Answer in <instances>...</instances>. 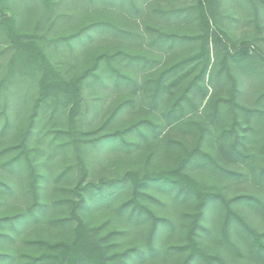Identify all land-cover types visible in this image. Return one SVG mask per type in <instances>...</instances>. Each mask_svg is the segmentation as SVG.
Masks as SVG:
<instances>
[{"label": "rangeland", "instance_id": "rangeland-1", "mask_svg": "<svg viewBox=\"0 0 264 264\" xmlns=\"http://www.w3.org/2000/svg\"><path fill=\"white\" fill-rule=\"evenodd\" d=\"M52 1L53 8L48 12L39 0H0V180L6 185L0 188V217L26 211L33 200L27 160L22 155L21 161L16 160L11 165L9 162L20 150L4 149L20 144L23 139L48 68L46 62L53 65L64 81L76 82L95 58L117 49L142 50L157 58L151 70L137 74L135 85L115 84L104 76L103 82L85 80L76 87V92L70 90L67 95L79 104L75 121L81 136L74 138H96L145 118H152L161 126L157 128V136L146 129L143 135H132L130 147L115 143L89 148L86 152L87 170H81L74 143L68 147L58 146L71 140L70 136L47 134L48 130L68 127L67 113L61 111L53 118L43 113L27 140V147L30 157L36 161V170L47 177L46 189L41 196L48 207L46 212L28 222L0 225V253L13 257L12 262L0 258V264L23 263L29 255L41 252L43 249L33 243L39 238L52 242L73 239L75 221L56 220L70 215V209L77 201L73 188L82 176L97 183L127 173L145 175L172 168L187 149L195 146L210 151L229 169L257 171L264 166V112L257 118L251 112L239 110L237 132L223 133L235 117L227 102L232 79H236V101L246 108L259 107L258 97L264 92V64H255L251 73L227 64L228 53L236 50L247 51L255 61H261L259 54L264 55V16L254 6L257 0H210L202 15L193 8L198 0H137L138 10L94 5L83 0ZM173 6H191L193 11L186 16L170 17L160 11ZM107 18L140 34L129 40L105 30L93 31L91 36L70 45H57L50 40L93 20ZM153 28L198 38L173 47L151 46ZM32 40L38 42V49L44 53L22 51L18 41ZM203 40L208 44L210 60L199 80L200 87L190 93L191 101L184 103L180 113L181 120L187 122H171L166 111L182 88L199 73L203 57L168 77L170 88L163 92L157 104L149 98L152 81L161 68L198 53ZM181 73L185 76L178 84L172 85ZM235 140L237 148L247 155L245 158L230 151ZM65 170L67 173L61 175ZM187 171L203 186L220 191L226 197L264 195L263 187L251 176V180L240 181L225 178L204 167L189 166ZM153 194L156 198L150 200L149 205L157 215L167 217L170 224L153 239L152 248L148 243L149 222H130L116 213L118 203L129 197L127 191L112 204L84 210L87 225L96 230L98 239L110 230L122 231L111 243L112 252H123L132 247L143 250L141 256L126 259L122 264H179L184 257V253H169L166 249L184 243L195 198L175 199L171 194L159 191H153ZM235 208L252 226L264 231V215L243 203ZM222 216L221 204L209 212L205 223L212 231L201 239L202 246L229 262L256 264L250 259L243 235L231 232L237 250L228 249L220 242Z\"/></svg>", "mask_w": 264, "mask_h": 264}, {"label": "trees", "instance_id": "trees-1", "mask_svg": "<svg viewBox=\"0 0 264 264\" xmlns=\"http://www.w3.org/2000/svg\"><path fill=\"white\" fill-rule=\"evenodd\" d=\"M37 1V0H32ZM49 12L52 10L54 1L39 0ZM86 3L102 6H117L128 7L138 10L140 7L137 0H83ZM61 2V1H60ZM210 0H198L193 8H196L200 15L204 14L205 7L208 6ZM258 7L264 16V0H257L254 4ZM191 6L183 7L176 6L167 9H160L164 16H186L193 11ZM111 30L125 39H131L140 33L131 29H126L115 23L111 19H97L85 24L81 27L73 29L67 33L58 35L50 40L57 45L72 44L79 42L84 37L91 36L93 31ZM153 36L150 44L157 47L168 46L173 47L178 43L186 42V40L198 38L189 35H183L176 32H169L161 28H153L151 31ZM208 43V42H207ZM23 52H34L39 50V44L36 40L20 42ZM41 53H44L42 50ZM44 56V54H43ZM203 57V65L199 73L184 86L179 95L170 104L166 111V117L171 122L186 124L187 120H181L180 113L182 112L184 103L191 101L190 93L197 87H200L199 80L205 73L208 62L210 60L208 54V44L206 41L201 42L198 53L179 59L172 64L161 68L160 72L152 81V91L149 98L153 103L157 104L163 92L170 88L167 83L168 77L178 74L191 62ZM228 66L231 64L243 70L244 73H251L255 69V64L261 62L264 64V55L259 54L255 61L247 51L236 50L228 53ZM157 62V58L150 56L142 50L117 49L108 54L99 55L93 63L87 67L78 77L76 82L64 81L60 74L53 68L51 63L46 62L48 68L45 70V75L42 80L39 96L35 100L32 113L29 118V123L23 134V139L18 145H10L4 151L11 149L20 150L15 158L11 159L9 164L14 161H21L22 155L27 160L30 166V189L33 195L32 203L24 212L17 213L13 216L0 217V225H14L23 222H28L31 219L40 216L47 210V203L43 202L42 194L46 189L47 177L36 170V161L34 157H30L27 147V140L33 132V128L43 113L49 118H53L57 113H67L66 120L68 127H60L58 129L48 130V135L58 136L64 134L69 135L71 140H65L59 147H68L74 143L75 154L79 158L81 170H87V155L86 152L93 146L111 144H123L131 146L133 142L130 140L132 135H143L145 129L153 131L156 136L157 128L161 126L152 118H145L131 123L120 130L102 134L96 138H81V130L76 126L75 116L78 110V102L72 99V96L67 95L70 90L77 91L82 82L85 80H94L103 82L104 76L111 78L115 84L135 85L137 82V74L141 71L151 70ZM264 67V66H263ZM181 73L171 83L178 84L184 77ZM236 79H232L231 94L227 102L233 110L235 117L232 124L223 133L237 132L240 121L236 117L239 110L243 112H251L257 118H260L264 112V92L259 95V107L253 109L246 108L236 101ZM249 138V135L246 136ZM236 141L230 146V151L236 156L245 158V155L237 148ZM51 143V142H50ZM23 158V160H24ZM204 167L210 169L219 175L232 179L247 181L253 179L258 185L263 187L264 192V166L258 168L257 171H237L226 168L221 164L216 156L210 151L201 146H195L187 149L184 155L178 160L172 168L159 169L145 175H137L136 173H127L125 176L107 179L101 182H94L82 176L74 186L77 201L70 209V215L60 217L56 222L74 220L73 239L69 242H52L43 238L33 241L43 250L37 254L29 255L28 258L19 264H122L126 259L141 256L143 250L139 247H132L123 252H112L110 250L112 241L122 232L118 229H113L103 235L101 238L95 236V229H89L84 217L85 209L91 206H103L114 203L119 196L126 191L129 194L125 200H122L116 206V213L130 222H149L148 243L152 248L153 239L157 236L161 229L166 228L170 224L167 217L159 216L154 209L149 205L150 200L156 197L153 191H159L165 194H171L175 199L195 198V207L190 216V222L185 232V241L182 244L174 245L166 249L171 253H184V257L179 264H241L232 263L222 258L218 254L209 253L202 246V238L211 233V229L206 226V219L209 212L218 206H223V216L220 227V242L231 250H237V244L231 237V232H236L243 235V239L247 244L250 259L256 264H264V231H260L252 226L248 220L235 208V205L243 203L254 209L260 215H264V195L255 194H240L232 197H226L220 191H213L206 188L187 168ZM83 172V171H80ZM85 172V171H84ZM83 172V173H84ZM67 171H62L60 174H66ZM250 179V180H251ZM6 187L5 183L0 180V188ZM8 187V186H7ZM85 210V211H84ZM99 229V227H98ZM108 241L110 243H108ZM0 258L9 262L13 261L12 255L0 253Z\"/></svg>", "mask_w": 264, "mask_h": 264}]
</instances>
